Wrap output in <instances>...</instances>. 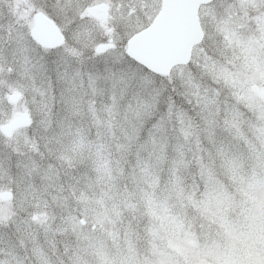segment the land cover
Segmentation results:
<instances>
[{"label": "rangeland", "instance_id": "1", "mask_svg": "<svg viewBox=\"0 0 264 264\" xmlns=\"http://www.w3.org/2000/svg\"><path fill=\"white\" fill-rule=\"evenodd\" d=\"M3 2L0 83L34 109L30 130L0 138V264L145 262L160 248L178 255L163 261L264 264V101L251 92L264 88V0L214 3L190 63L164 78L124 45L36 57Z\"/></svg>", "mask_w": 264, "mask_h": 264}, {"label": "flooded vegetation", "instance_id": "2", "mask_svg": "<svg viewBox=\"0 0 264 264\" xmlns=\"http://www.w3.org/2000/svg\"><path fill=\"white\" fill-rule=\"evenodd\" d=\"M156 2L159 5H155ZM216 2L226 3L227 0H210L207 3L199 4L197 7V22L202 33V38L198 45L205 38L204 30L211 20L210 13ZM161 4L162 0H4L2 6H4L5 10L6 25L9 24L13 28L29 29L27 43L35 51L36 57L43 55V57L50 58L58 51L65 49L67 45V56L71 60H79L91 58L94 55H104L107 52L115 50L116 47L121 48L123 45V54L125 55L127 41L125 40L123 44L122 41L120 42L122 36H124L123 31L126 28L134 27L137 30L133 33L135 35L148 28L160 12ZM70 14L76 16L70 19ZM36 15H42L52 22L62 38L59 46L46 49L36 44L30 38V31L34 27ZM68 37L73 38V43L70 42V45L67 44ZM99 47H104L101 53L96 51ZM194 47H192V50ZM1 83L0 138L1 140H9L16 133H26L25 131L30 130L33 121L30 111L34 108L32 106L29 107L30 111H20L18 105L25 98L24 91L18 88L10 89V82L6 78L2 79ZM21 115H25L29 120L26 126L11 130L7 135L1 131L2 127H8L10 122ZM0 194H4V192H0ZM144 249L147 250V247ZM146 250L144 253H149ZM159 253H157L156 257L153 256L155 260L152 261L133 263L102 262L101 264H192L190 262L163 261L165 253L173 259L178 258L176 252H165V248H160ZM170 256L167 257L170 258Z\"/></svg>", "mask_w": 264, "mask_h": 264}, {"label": "water", "instance_id": "3", "mask_svg": "<svg viewBox=\"0 0 264 264\" xmlns=\"http://www.w3.org/2000/svg\"><path fill=\"white\" fill-rule=\"evenodd\" d=\"M210 0H162L161 10L151 25L144 31L132 36L126 44V55L148 71L167 76L170 69L184 65L189 61L190 50L201 39L196 10L199 4ZM30 37L43 48H54L61 44V36L54 25L42 15H36ZM104 47L96 51L101 53ZM251 92L264 100V88L255 86ZM29 123L25 115L2 127L9 131L26 126ZM10 194H0V200L7 201Z\"/></svg>", "mask_w": 264, "mask_h": 264}]
</instances>
